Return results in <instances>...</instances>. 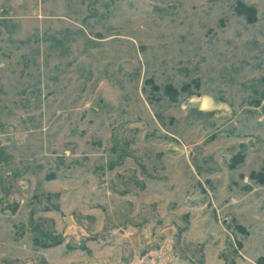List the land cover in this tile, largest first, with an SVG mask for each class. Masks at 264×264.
Returning <instances> with one entry per match:
<instances>
[{"label":"rangeland","instance_id":"1","mask_svg":"<svg viewBox=\"0 0 264 264\" xmlns=\"http://www.w3.org/2000/svg\"><path fill=\"white\" fill-rule=\"evenodd\" d=\"M0 264H264V0H0Z\"/></svg>","mask_w":264,"mask_h":264},{"label":"bare ground","instance_id":"2","mask_svg":"<svg viewBox=\"0 0 264 264\" xmlns=\"http://www.w3.org/2000/svg\"><path fill=\"white\" fill-rule=\"evenodd\" d=\"M207 109V108H206Z\"/></svg>","mask_w":264,"mask_h":264}]
</instances>
